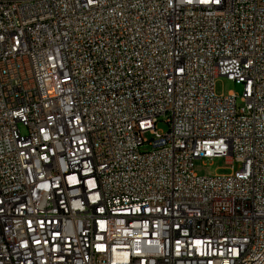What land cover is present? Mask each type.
I'll return each mask as SVG.
<instances>
[{
    "label": "built area",
    "instance_id": "1",
    "mask_svg": "<svg viewBox=\"0 0 264 264\" xmlns=\"http://www.w3.org/2000/svg\"><path fill=\"white\" fill-rule=\"evenodd\" d=\"M0 264H264V0H0Z\"/></svg>",
    "mask_w": 264,
    "mask_h": 264
},
{
    "label": "rangeland",
    "instance_id": "2",
    "mask_svg": "<svg viewBox=\"0 0 264 264\" xmlns=\"http://www.w3.org/2000/svg\"><path fill=\"white\" fill-rule=\"evenodd\" d=\"M216 91L218 94H227L231 91L237 94V104L242 105L241 95L243 93V85L226 77H219L216 81ZM22 132H26V128L20 125ZM157 127L160 130L167 131L169 125L166 117L161 116ZM241 169V163L227 157H215L212 159L200 158L194 163V171L200 176L228 175L233 172L237 173Z\"/></svg>",
    "mask_w": 264,
    "mask_h": 264
}]
</instances>
